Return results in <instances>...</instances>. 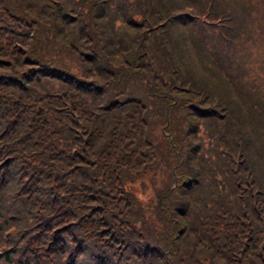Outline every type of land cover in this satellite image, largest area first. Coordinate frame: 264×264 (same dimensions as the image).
<instances>
[{"label":"trees","instance_id":"1","mask_svg":"<svg viewBox=\"0 0 264 264\" xmlns=\"http://www.w3.org/2000/svg\"><path fill=\"white\" fill-rule=\"evenodd\" d=\"M0 264H264V0H0Z\"/></svg>","mask_w":264,"mask_h":264}]
</instances>
